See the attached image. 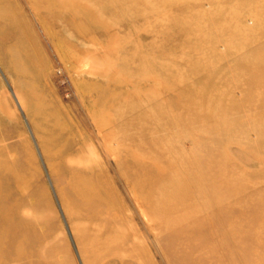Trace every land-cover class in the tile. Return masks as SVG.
<instances>
[{
  "label": "rangeland",
  "instance_id": "1",
  "mask_svg": "<svg viewBox=\"0 0 264 264\" xmlns=\"http://www.w3.org/2000/svg\"><path fill=\"white\" fill-rule=\"evenodd\" d=\"M100 1L70 4L93 25L0 0V160L25 184L7 199L30 240L20 264H264V0ZM143 60L158 67L135 74ZM222 142L234 161L212 195L222 201L182 199L168 177L203 174ZM143 164L150 207L125 174ZM80 177L93 202L78 195Z\"/></svg>",
  "mask_w": 264,
  "mask_h": 264
},
{
  "label": "bare ground",
  "instance_id": "2",
  "mask_svg": "<svg viewBox=\"0 0 264 264\" xmlns=\"http://www.w3.org/2000/svg\"><path fill=\"white\" fill-rule=\"evenodd\" d=\"M93 1L96 4L97 3L99 4V2L101 3L100 0H93ZM30 2L32 4L33 9L35 11H37V13L40 14V18L42 20L47 19V18H51V17H57L58 19H60V21L61 20L64 21V19H61V17L65 16V14H67L69 19L66 18V20L68 19V21H66V22H70V21L72 22L73 20H75V18H79L80 16H82L85 20L92 23L93 25H98L99 22H101L99 17L94 16V14L91 12H88L86 10H85L86 14L83 12H79L77 9L78 6L76 7V5L75 6L70 5L72 0L70 2H67V3H66V1L64 2L63 0H60V3H58V4L54 0L53 1H51V0H30ZM98 4H97V6H98ZM0 13H1V8H0ZM55 21H57V20H55ZM82 31L86 32L87 28L86 27L83 28ZM1 37H3V36L1 35ZM126 46L124 45L123 47H126ZM131 47L133 48V46H131ZM134 63H136V61ZM156 66H157V64L153 65V63H151V62L143 60V62H140L138 67H135L134 73L138 74V73H141L143 71L149 72L151 70H155ZM124 71L125 70H123V72ZM130 73H131V71H130ZM134 76L135 75H133V77ZM130 77L131 76L129 75V78H127V79H130ZM190 78L193 79V77H190ZM131 81L132 80H130V82ZM139 82H141V81L138 80L135 85H133L131 82V85L135 88L136 92L139 91V93H140L141 91L143 92V90H146L145 89L146 84L142 85ZM158 84L162 88H164L165 91H167L168 88L170 89V87H168L169 83L167 84V83H163V82L158 81ZM127 85H129V84H127ZM173 89H171V90H173ZM185 90H186V88H185ZM152 99H154V98L148 95L146 101H148V100L151 101ZM174 101L175 102H180V101L183 102L184 101L183 95L181 94V95L177 96V100H174ZM188 103H190V102L185 101L182 104L185 105ZM260 113H262V111ZM100 125H101V122H100ZM211 125L215 126L216 123L211 124ZM212 128L214 129L215 127H212ZM232 130H234V129H232ZM263 130H264V128L261 131H263ZM226 133H228V132L226 131ZM261 133H264V131ZM222 143H223V146L219 150L214 152L215 158L213 159V161H214L213 165L207 166L206 171H204L203 174H199L197 176V175L193 174L194 172L193 173L187 172L186 174L184 173L183 176H182V174L178 175V176H173L172 180H171V177H168V178H170L168 180H170L172 185H173L172 188L176 190V192L178 193L177 195L182 197V199H183V197L189 198L192 195L194 196V198L195 197L197 198L203 194H205V195L211 194L210 200H212V201H210V206H212L214 203H219L222 201V200L220 201L219 199H217V201H219V202H217L216 200L213 201L212 195L214 193H216V191L219 188H222V187L224 188L225 186H228L230 184V182H231L230 180L232 178L228 177V176L225 177V176L232 169V167H233L232 162H234L233 159L230 158V156L229 157L227 156V150H226L227 144L224 142H222ZM260 154H261V152L255 151L253 156L260 159L261 158ZM133 156H134V160H135L133 163L135 164V166L138 164L141 165L140 162H142V160H141V158H139L140 156L137 154H133ZM221 159H225L227 161L228 165H230V166L216 171L214 164H215V162H217ZM156 160L157 159H153L154 162H151L149 164L151 165V167L158 170L159 174H163L162 172L165 171V168L161 167V165L159 166L157 164ZM262 160H263L262 165L264 168V157ZM149 164H143L146 172L142 175H137V171H135L134 169L133 170L127 169L125 171V174H129L131 176L133 175L136 177L134 183H132L131 186L138 193L141 200L144 199L147 201V203H145V204L148 207H150L152 205L151 201H150L151 197H153V193L151 192V189H152V187H154L156 185V183L153 182L152 176L149 173L150 172V167L148 166ZM195 165H197V164L191 163V168L193 169ZM15 170L16 169L13 170L10 166L6 165L4 162H2L0 160V264H20V263H25L28 260H31L30 253L26 251L30 245V240L28 238V235L21 228L22 224H24L23 223L24 212L21 210L22 207L20 206V204L15 203L12 206L11 203L9 204L7 202L8 198L13 199L14 196L16 197L18 194L20 195V193H22L24 190L25 184L23 183V180L20 179V175L18 174V172ZM200 178L203 180H206V179L209 180L211 184H209L208 186H204L203 184L200 183V186L198 187V189L195 190L194 185H197V183L201 180ZM6 179H10V180L14 181L15 186L11 185L10 181H8ZM89 180L90 179L88 177H80L74 181V184L77 185L78 195L80 197L83 196V198H87L93 202L95 200L94 199V187L91 186L92 182H90L91 180L90 181ZM5 193H8L9 195L5 194ZM4 199H6V200H4ZM96 203H93L92 205H94ZM164 208L166 211H168L170 213L172 210H175L177 208V206H175L174 204H171L169 202L167 205L164 206ZM19 218L21 219L20 222H19ZM165 225L168 226L169 224L166 223ZM212 228H213V225H209L208 229L212 230ZM222 240L223 241H221V244L228 243L231 241V239L229 238V235H227V234H226V237H223ZM5 246L10 247V249L8 251H4L3 248ZM23 247H25L26 249L23 250ZM37 264H38V261H37Z\"/></svg>",
  "mask_w": 264,
  "mask_h": 264
}]
</instances>
